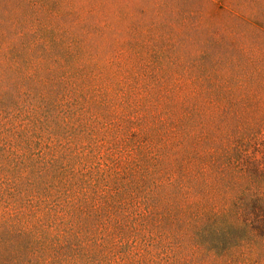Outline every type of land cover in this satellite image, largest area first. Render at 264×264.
I'll return each mask as SVG.
<instances>
[{
    "label": "trees",
    "instance_id": "1",
    "mask_svg": "<svg viewBox=\"0 0 264 264\" xmlns=\"http://www.w3.org/2000/svg\"><path fill=\"white\" fill-rule=\"evenodd\" d=\"M65 1L41 14L66 23L22 29L37 1L0 0V264H143L147 246L149 264H228L264 246V124L245 137L242 120L261 109L248 84L264 61L246 46L221 55L213 38L184 58L192 14L172 21V8L149 53L111 71L91 47L106 23ZM226 56L241 69L216 71Z\"/></svg>",
    "mask_w": 264,
    "mask_h": 264
},
{
    "label": "rangeland",
    "instance_id": "2",
    "mask_svg": "<svg viewBox=\"0 0 264 264\" xmlns=\"http://www.w3.org/2000/svg\"><path fill=\"white\" fill-rule=\"evenodd\" d=\"M37 4L33 11V15L28 17L27 11L20 13L15 18L22 23V29L27 27L38 26L43 24L47 25H61L60 18L55 16L46 17L41 14V7L48 6L53 11L59 9L58 0H36ZM201 2H191L184 4L182 1L169 3L167 0H66L65 8L71 7H85L94 11L93 17L86 15L90 24L106 23L104 30L100 35H95L92 38V50L98 54L103 63L107 64L106 68L113 71L119 67L111 64L119 61L120 63H129L128 66H123L124 69H131V65L140 62L139 57L141 53H149V30L151 24L160 19H166L169 12L172 11L176 14V18L171 17V20L176 21L181 16L182 11H187L192 14L190 19L191 34L194 39V44L182 47L177 52L183 57L190 55H198L201 51L203 42L209 38L216 40L215 52L218 50L222 55V51L231 54L233 57L241 56L239 49L248 47L247 52L250 57H260L264 61V37H256L252 34L253 31L242 22V17L252 18L256 23L264 26V0H200ZM16 2L12 1L10 11L16 8ZM146 10V12L144 11ZM159 10V11H158ZM49 12L50 9H47ZM83 11V10H82ZM121 16L120 19L118 16ZM40 19V21H36ZM135 25L137 29L135 34L130 35L127 31V26ZM144 41L147 43V48L143 49L136 55L134 52H126L127 44L129 41ZM223 45H220V43ZM235 49V50H231ZM147 50V51H146ZM248 54V55H249ZM150 59V58H149ZM148 59V60H149ZM264 64V63H263ZM113 65V64H112ZM153 65V64H149ZM225 68L230 69L232 74L236 73L241 68L237 65L230 64L226 57H220L214 66L216 71H223ZM154 66H149V70H154ZM137 71H142L141 67H136ZM264 74V72H263ZM248 86H256L260 88L258 102L261 109L259 111L248 114L245 129L243 134L245 137L254 136V130L251 131L252 126L256 121H261L264 124V75L262 76L261 83L248 84ZM231 124L236 127L239 125L237 117L231 119ZM221 121V117L217 114V122ZM251 121L250 124H248ZM256 126V125H255ZM262 129V131H261ZM262 138V147L258 153L259 157H264V127L262 124L257 126ZM234 133V132H233ZM142 254L143 264H149V246L145 249L138 250ZM245 254L239 258L237 256L231 257L228 264H264V246H258L254 250L245 249L240 254ZM239 254V253H236ZM252 254V255H250ZM139 255V254H138Z\"/></svg>",
    "mask_w": 264,
    "mask_h": 264
}]
</instances>
